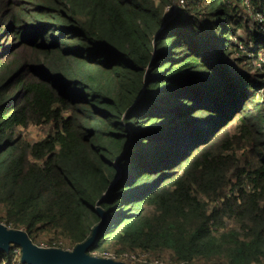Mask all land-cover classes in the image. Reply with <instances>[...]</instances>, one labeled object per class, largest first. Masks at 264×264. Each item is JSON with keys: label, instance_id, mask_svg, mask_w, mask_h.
Segmentation results:
<instances>
[{"label": "trees", "instance_id": "trees-1", "mask_svg": "<svg viewBox=\"0 0 264 264\" xmlns=\"http://www.w3.org/2000/svg\"><path fill=\"white\" fill-rule=\"evenodd\" d=\"M173 1L0 0L8 226L75 247L103 221L92 255L264 262V30L245 0ZM15 246L0 264H27Z\"/></svg>", "mask_w": 264, "mask_h": 264}, {"label": "water", "instance_id": "water-1", "mask_svg": "<svg viewBox=\"0 0 264 264\" xmlns=\"http://www.w3.org/2000/svg\"><path fill=\"white\" fill-rule=\"evenodd\" d=\"M100 212L105 218L104 211L100 210ZM102 222L94 228L88 239L78 243L70 251L40 246L34 242L24 229L10 228L0 221V250L9 252L13 244L19 245L22 249L21 261L27 264H129L107 257H96L88 253V249L97 239Z\"/></svg>", "mask_w": 264, "mask_h": 264}, {"label": "rangeland", "instance_id": "rangeland-1", "mask_svg": "<svg viewBox=\"0 0 264 264\" xmlns=\"http://www.w3.org/2000/svg\"><path fill=\"white\" fill-rule=\"evenodd\" d=\"M252 10H253V12H256V10L255 11H254V9H252ZM260 13H262L264 15V10L260 11ZM245 15L249 16L250 19H251V17L253 18V16L249 12V10H247ZM234 39H236V38L234 37ZM246 39H248V38H246ZM243 49H245V48H243ZM232 62H234V64L236 63V61H234V60H232ZM19 129L22 131L23 134L27 135L31 140L35 141V140H38V139H41L42 137H44L50 128L47 126L32 125L28 129H25V128H19ZM3 216H4V208L2 205H0V221L6 225V221L4 220ZM22 229H24V228H22ZM31 238L34 240V242L36 244L43 246V247H55V248H61V249L70 250V251H72L74 249V245H73L72 241L68 237L63 236L62 234H59V233L54 234V233L40 232V233L36 234L35 236H32ZM14 245H16L15 246L16 249L20 248L19 245L13 244V246ZM20 251H22V249ZM106 252H109V253H106ZM106 252H104V253H106L107 255L110 254L109 255L110 257L109 256H103L99 253H95L94 255L98 256V257L111 258V259H114L116 261H124V262H127L129 264H148V263H144V259H147L148 262L159 261L158 263L163 262V264H165V262H168L169 260L175 259V253L172 250H163V251L154 252L151 250L143 251V249H141V248H136V249L119 251L117 249V247L110 246ZM133 252H136V253L139 252L140 253L139 257L142 260L133 261V260H131L130 256H126V257L124 256L125 254L130 255ZM210 262H212V261H210Z\"/></svg>", "mask_w": 264, "mask_h": 264}, {"label": "built area", "instance_id": "built-area-1", "mask_svg": "<svg viewBox=\"0 0 264 264\" xmlns=\"http://www.w3.org/2000/svg\"><path fill=\"white\" fill-rule=\"evenodd\" d=\"M185 3H186L185 0H174L173 3L169 4L167 6V12H168V15H169L168 17L172 18V17L176 16L177 13H179L181 11V9L184 7ZM245 3H246L247 10H249L251 15L253 16V18L251 17V20L253 22L257 21L262 26V29L264 30V15L262 13H260V11L253 12L252 7L250 5V0H245ZM255 63H256V65L258 67H262L263 66V64H264V53L260 54L259 59L255 60ZM10 228H12V227H10ZM20 250H21V248H19V249H16V247L14 248V252H15L14 253V256H15L14 261L16 260L17 257L22 255V251H20ZM143 251H146V250H143ZM95 253H98V252H94L93 255ZM106 253H109V252H106ZM106 253H99V254H101L103 256H109L110 255V254L107 255ZM124 256L125 257L126 256H130L131 260H133V261L142 260L139 257L140 256L139 252H137V253L133 252L130 255L129 254H125ZM158 262L159 261L148 262L147 259H144V263H148V264H163V262H161V263H158ZM11 264H14V262H12ZM165 264H221V263L204 262V261H201V260H198V259H179V258H175L173 260H169L168 262H165ZM251 264H264V262H252Z\"/></svg>", "mask_w": 264, "mask_h": 264}, {"label": "bare ground", "instance_id": "bare-ground-1", "mask_svg": "<svg viewBox=\"0 0 264 264\" xmlns=\"http://www.w3.org/2000/svg\"><path fill=\"white\" fill-rule=\"evenodd\" d=\"M95 256V255H94ZM96 257H98V256H96ZM108 259H111V258H108ZM114 260V259H113Z\"/></svg>", "mask_w": 264, "mask_h": 264}]
</instances>
